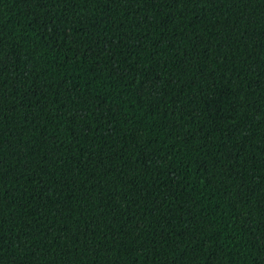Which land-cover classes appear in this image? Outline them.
I'll use <instances>...</instances> for the list:
<instances>
[{"label":"trees","instance_id":"16d2710c","mask_svg":"<svg viewBox=\"0 0 264 264\" xmlns=\"http://www.w3.org/2000/svg\"><path fill=\"white\" fill-rule=\"evenodd\" d=\"M0 264H264V0H0Z\"/></svg>","mask_w":264,"mask_h":264}]
</instances>
